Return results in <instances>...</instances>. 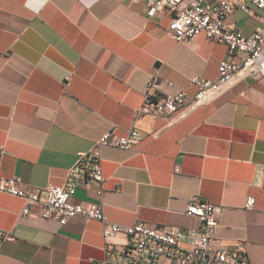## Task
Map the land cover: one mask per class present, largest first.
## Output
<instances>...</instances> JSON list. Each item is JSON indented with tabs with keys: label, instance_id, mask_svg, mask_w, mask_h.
I'll use <instances>...</instances> for the list:
<instances>
[{
	"label": "crops",
	"instance_id": "0c3cea01",
	"mask_svg": "<svg viewBox=\"0 0 264 264\" xmlns=\"http://www.w3.org/2000/svg\"><path fill=\"white\" fill-rule=\"evenodd\" d=\"M171 20L168 10L149 16L145 0H0V177L29 189L63 185L79 153L136 127L143 137L131 147H101L103 194L80 187L73 200L102 203L122 225L190 230L202 224L186 212L199 195L222 208L214 235L244 242L251 263L264 264V77H237L211 103L169 117L137 115L153 77L156 95L193 97L192 79H216L227 57V46L204 34L176 40ZM226 23L250 35L264 10H235ZM24 207L0 192V229L15 235L0 246V264L104 258L101 221L74 216L62 225L38 206L21 215Z\"/></svg>",
	"mask_w": 264,
	"mask_h": 264
},
{
	"label": "built area",
	"instance_id": "2783aa9c",
	"mask_svg": "<svg viewBox=\"0 0 264 264\" xmlns=\"http://www.w3.org/2000/svg\"><path fill=\"white\" fill-rule=\"evenodd\" d=\"M145 1L149 16H155L164 10L172 13L168 31L173 38L181 41L204 34L211 41L225 44L227 57L220 62L216 79H192L198 88L193 97L189 96L185 89L156 95L157 82L153 77L137 115L151 113L169 117L189 106L211 103L223 94L237 77H264V25L246 35L240 30L229 28L226 23L227 17L235 10L248 11L252 6L264 10V0ZM142 137L143 134L136 127L121 136L106 133L97 139L88 151L79 153L63 185L29 189L22 185L20 177L1 176L0 192L25 200L21 215H31L32 207L38 206L42 217L55 219L62 225L74 216L101 221L105 256L95 259L93 264H252L244 242L229 245L214 235L222 208L203 200L199 195L189 200L186 212L198 217L202 224L190 230L148 221L122 225L108 219L102 203L73 200L74 191L80 187H94L97 196L103 194L105 177L102 146L111 145L127 149ZM255 202V197L249 195L245 207L253 209ZM120 235L126 240L116 241ZM9 240H15V235L11 231L0 229V246Z\"/></svg>",
	"mask_w": 264,
	"mask_h": 264
}]
</instances>
